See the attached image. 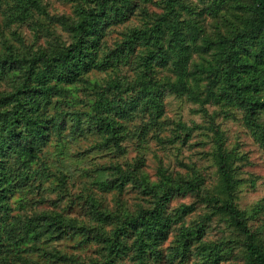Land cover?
Masks as SVG:
<instances>
[{
    "label": "rangeland",
    "instance_id": "rangeland-1",
    "mask_svg": "<svg viewBox=\"0 0 264 264\" xmlns=\"http://www.w3.org/2000/svg\"><path fill=\"white\" fill-rule=\"evenodd\" d=\"M36 1L41 7L33 0H0V96L25 77L26 66L13 59L64 48L75 38L82 8L96 9L95 0ZM250 1L177 0L172 9L167 0L116 3L88 36L95 38L96 62L103 63H91L69 82L52 74L44 86L50 90L35 95L33 111L43 118L45 137L37 139L36 128L23 118L17 129L28 132L30 141L1 142L0 264H255L247 234L225 205L230 190L216 131L235 178L232 202L264 247V109L254 115L261 126L249 124L245 106L224 95L223 76L209 72L225 57L221 44L228 46V39L249 61L261 48L251 40L235 41L251 14ZM175 32L190 44L186 76L192 93L177 89ZM154 40L167 59H149L146 75L148 49L158 51ZM144 80L162 85L160 109L145 96L129 101L124 111L113 109L120 126L116 138L89 121L100 96H128V87ZM257 95L264 100L262 91ZM7 107L12 105L2 106ZM3 135L12 138L8 130ZM29 148L35 151L31 161ZM157 202L166 236L148 250L146 263L138 258L134 232L123 235V252L113 253L108 238L119 222ZM97 209L111 219L99 218ZM43 216L52 219L53 231L42 226L48 224ZM187 235L189 243L180 247Z\"/></svg>",
    "mask_w": 264,
    "mask_h": 264
},
{
    "label": "trees",
    "instance_id": "trees-1",
    "mask_svg": "<svg viewBox=\"0 0 264 264\" xmlns=\"http://www.w3.org/2000/svg\"><path fill=\"white\" fill-rule=\"evenodd\" d=\"M95 1L96 9L88 7L82 8L81 17L73 28L76 32L75 38L64 48L50 53L47 51H38L29 56L24 55L13 59V61L15 60L20 67H24V65L26 66L25 77L16 90L4 92L0 96V125L2 124L3 132L8 130L12 134V138H10L3 135V132L0 130V146L1 142L9 144L12 140L22 141V139H24L27 142L30 141L27 136L28 132L22 133L21 131L23 129H17V122H20L23 118L28 126L32 125L36 128L37 139L45 137L47 128L42 124L43 118L33 110L37 103L35 95L42 92L46 93L50 90L48 88L50 86H44L45 83H48V79L52 74H57L54 77H57L59 81L69 82L77 76L81 69L89 68L91 63H98L100 65L103 63L102 61L96 62L91 51V43L95 38H88V36L98 29L100 23L108 17L109 12L113 11L115 7H118L116 3L119 0ZM120 1H122L125 6L132 3V0ZM176 1L177 0H167L171 9ZM33 3L38 7H41L38 1L35 2V0H33ZM109 3L112 4L110 7H108ZM249 9H251V14L246 18V27L241 32L237 33L235 41L241 42L251 40L249 42L250 45H254L256 42L261 48L256 49L253 52L254 57L249 61L247 60V56L244 55L243 57H240L238 50L234 51V39H228L227 41L230 43V47L229 45H225V43L221 44L222 54L225 57L222 59L219 58L218 63L210 66L209 72L216 74L218 77L223 76L222 78L225 80L224 88H226L224 95L228 98L231 97V99H236L240 104L245 106V109L247 110V121L249 124L254 123L257 126H261L260 123L255 122L254 115L258 109H264V100L260 97L262 95H257L261 91L264 94V69L262 68L260 73L257 72L261 67L260 60L264 62V0H251ZM168 18H170V16L164 17L163 19L167 20ZM173 40L175 41V49L178 50L177 64L179 73L181 74L179 76L177 89L192 93L186 76V64L190 57V44L185 42L184 37L181 36L179 32L174 33ZM151 43L152 45H155L154 47H156L158 51L148 49L150 55L147 56L148 60L144 64V73H146V75H149L148 69L152 64L149 59H153V62L167 59V51H160L161 46H156L159 41L154 40ZM144 81V83L136 82L128 87V90L132 91L128 96H122L119 94V91L110 97L100 96L93 104L94 109L97 112L93 115L89 113L87 114L89 121L99 129H104L105 132L111 135V137L116 138L119 137L118 130L120 126L114 116L110 114L113 109L116 111H124L128 108L129 101L131 103L138 102L142 96L147 97V103H152L153 108L157 107V109H160V92L162 90L164 91L162 85L158 80H156L155 83L148 82V84L146 80ZM109 85L112 86L111 82ZM221 98H223V96H221ZM3 105H12V108L7 107L3 109ZM29 110H31V112H29ZM2 119L4 120L1 121ZM216 132L220 169L225 178L228 189L230 190V197L225 201V205L231 209L234 215L237 216L238 225L241 226L247 234V250L253 262L255 264H264V247L256 242L253 231L248 227L245 221V212L235 208V205L232 202V190L235 178L232 176V171L227 163L223 135L219 131ZM0 151H2L1 147ZM28 152L32 155L29 159L31 161L35 157V151L32 154L29 148ZM167 185L168 184H166V186ZM188 185L191 189L195 190L197 188L194 183L189 182ZM145 212L146 213L143 215L131 216L125 218L126 220L123 219L119 222L115 235L113 237L109 236L108 238L113 253L119 254L120 252H123V249L121 248V246L124 245L123 235L134 232L136 236L135 246L138 258L140 261L142 260L146 263L148 250L150 248H155V241L160 235L163 237L166 236V228L164 227V224L167 222L162 214V203L157 202L154 209ZM96 214L104 221L105 219H111V216L102 210L97 209ZM44 215H47V213ZM40 220L48 223L42 224V226L47 227L48 231H53L51 228L53 223L52 219L49 221L48 216H43L42 218L40 217ZM71 230L76 231L77 229L71 226ZM189 237L191 236H186L187 241H184L180 247H185L186 244L189 243ZM0 248H3V243L1 241Z\"/></svg>",
    "mask_w": 264,
    "mask_h": 264
}]
</instances>
